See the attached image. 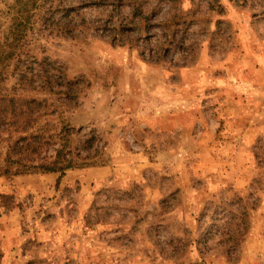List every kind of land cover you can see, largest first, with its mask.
Returning a JSON list of instances; mask_svg holds the SVG:
<instances>
[{"label": "rangeland", "instance_id": "obj_1", "mask_svg": "<svg viewBox=\"0 0 264 264\" xmlns=\"http://www.w3.org/2000/svg\"><path fill=\"white\" fill-rule=\"evenodd\" d=\"M0 95L46 101L50 154L97 138L0 177V264H264V0H0Z\"/></svg>", "mask_w": 264, "mask_h": 264}, {"label": "trees", "instance_id": "obj_2", "mask_svg": "<svg viewBox=\"0 0 264 264\" xmlns=\"http://www.w3.org/2000/svg\"><path fill=\"white\" fill-rule=\"evenodd\" d=\"M14 52L10 53L7 60L13 59ZM37 73H32V77L20 76L18 82L24 86L28 78L31 84L34 79L43 76L47 84H52L54 75L53 70L48 65H41ZM28 82V83H29ZM50 92H53L50 90ZM66 94L65 100L72 99L69 89L63 91ZM46 101L36 98L19 97L15 95H0V177H14L19 175L41 174V173H60L63 177L67 171L94 165L89 162L90 156L84 157L79 153L88 152L96 142V137L89 136L79 140V153L65 147L53 149L54 154H50V145L55 144V137L45 132L34 130L42 110L46 107ZM15 129L18 137L11 140L5 153L1 149V139L6 133H11ZM65 137H72L78 132L75 128L65 127ZM60 179L58 180L59 183Z\"/></svg>", "mask_w": 264, "mask_h": 264}, {"label": "crops", "instance_id": "obj_3", "mask_svg": "<svg viewBox=\"0 0 264 264\" xmlns=\"http://www.w3.org/2000/svg\"><path fill=\"white\" fill-rule=\"evenodd\" d=\"M60 175L57 174H34V175H24V176H20L18 178L25 180L26 182L30 181V182H34V183H40L42 185H44L45 187H48V183L52 180L55 179V182L57 181V179L59 178ZM30 188L32 191H35V186L33 187H28ZM10 257L13 256L12 253H10L9 255Z\"/></svg>", "mask_w": 264, "mask_h": 264}]
</instances>
